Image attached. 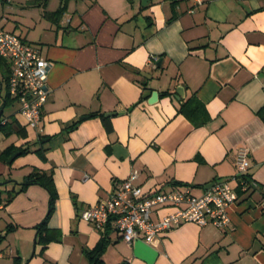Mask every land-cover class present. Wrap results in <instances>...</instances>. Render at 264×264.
Segmentation results:
<instances>
[{
	"label": "crops",
	"instance_id": "obj_1",
	"mask_svg": "<svg viewBox=\"0 0 264 264\" xmlns=\"http://www.w3.org/2000/svg\"><path fill=\"white\" fill-rule=\"evenodd\" d=\"M0 26L48 60L36 128L15 103L2 107L0 84L10 128L0 153L17 147L11 160L0 154V196L15 190L0 208V264H264V0H0ZM187 100L203 110H180ZM240 146L257 182L247 190L231 179ZM134 170L144 191L201 195L229 179L227 226L183 222L128 243L79 217ZM31 172L50 175L55 192L44 244L35 240L49 192L19 190ZM174 208L155 206L152 218Z\"/></svg>",
	"mask_w": 264,
	"mask_h": 264
},
{
	"label": "built area",
	"instance_id": "obj_2",
	"mask_svg": "<svg viewBox=\"0 0 264 264\" xmlns=\"http://www.w3.org/2000/svg\"><path fill=\"white\" fill-rule=\"evenodd\" d=\"M195 1L200 3L202 0ZM0 57L5 58L9 65L6 77L8 96L18 104V113L26 123L36 128L48 95L45 87L47 58L37 46L1 26ZM150 60L154 62L156 56H151ZM4 121L1 120L2 123ZM233 157L235 172L231 179L236 181L241 190L254 188L257 182L247 171L250 162L248 149L244 146L236 148ZM136 174L135 170L130 172L105 197L81 208L79 217L89 221L99 231L107 228L116 230L128 243L135 238L150 242L161 232L183 222L227 226V207L237 198V192L229 179L214 181L201 195H193L189 187L169 192L158 189L144 191L134 183ZM158 205H172L175 208L154 219L153 208ZM2 206L0 200V208Z\"/></svg>",
	"mask_w": 264,
	"mask_h": 264
},
{
	"label": "trees",
	"instance_id": "obj_3",
	"mask_svg": "<svg viewBox=\"0 0 264 264\" xmlns=\"http://www.w3.org/2000/svg\"><path fill=\"white\" fill-rule=\"evenodd\" d=\"M61 8H63V5L58 8L59 12L62 11ZM0 69H4L6 71V75L4 74V76H0V84H1L2 87H5V95H2V107H4L7 104L14 103V101L11 100V98L7 94L6 77H7V74H8L9 65L7 63V60L5 58H3V57H0ZM187 102H188V100L181 103L180 110L188 112V111L199 109L197 111V113H196L197 115H198V112H201L203 110V107L197 108V109L196 108H191V109L190 108H185V106H187ZM196 107H198V106H196ZM91 114L94 115L95 113L93 112ZM199 118L200 117H198V118L195 117L194 118V123L196 125L199 124L201 121H203L202 119H199ZM2 119L3 118L0 117V130H3L4 132L8 133L7 129H10L9 126H8V123H7L6 120L2 123L1 122ZM102 120H103V125H104L105 129L107 131H110V129H111L110 123L108 121H106V118L103 117V116H102ZM76 123H77V121L74 120L72 123H70L67 126V128H73L76 125ZM16 149H17V147L15 145L9 144L1 151L0 154H2V157L6 159ZM25 150H27V148H20L19 152L25 151ZM30 182L39 183V184L43 185L45 188H47V190L49 192V195H50L48 211H47L45 217L42 219V221L37 226L38 227V231H37V238L35 240V242H41V243L44 244L50 239L49 235L47 233H44V229H46L45 228V221H46V218H47V216L49 215V213H50V211L52 209V204H53V199H54V194H55V192L53 190V186H52V178L48 174L31 172V173H29L27 175V179L25 181L21 182V184H20L21 187H20L19 190H22ZM14 193H15V190L8 191L4 198H2L0 196V200L5 204L8 201V199ZM102 240H103V238L98 242V244L93 249L92 257L98 258L97 255L99 254V252L104 247V243L102 242ZM14 264H17L16 260H15Z\"/></svg>",
	"mask_w": 264,
	"mask_h": 264
},
{
	"label": "water",
	"instance_id": "obj_4",
	"mask_svg": "<svg viewBox=\"0 0 264 264\" xmlns=\"http://www.w3.org/2000/svg\"><path fill=\"white\" fill-rule=\"evenodd\" d=\"M176 93L177 95H181V90H180V87H177L176 88ZM144 95L147 96V99L149 102H153L157 99V95H158V92L156 90H146L144 92ZM17 152H13L9 157H8V160H11L14 155L16 154ZM212 183L208 184V185H211Z\"/></svg>",
	"mask_w": 264,
	"mask_h": 264
},
{
	"label": "rangeland",
	"instance_id": "obj_5",
	"mask_svg": "<svg viewBox=\"0 0 264 264\" xmlns=\"http://www.w3.org/2000/svg\"><path fill=\"white\" fill-rule=\"evenodd\" d=\"M4 74L6 75V71L4 69H0V76H4ZM2 92H3V94L5 93V87L2 88ZM15 104L18 107V104L17 103H15ZM15 104H13V105H15ZM5 112H7V108H5ZM28 126H30V125H28ZM30 127H32V126H30ZM32 128L34 129V127H32Z\"/></svg>",
	"mask_w": 264,
	"mask_h": 264
}]
</instances>
